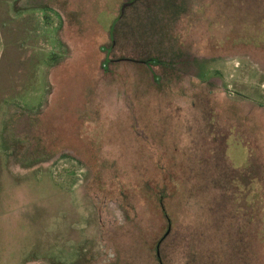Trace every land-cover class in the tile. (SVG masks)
Segmentation results:
<instances>
[{"label": "rangeland", "instance_id": "rangeland-1", "mask_svg": "<svg viewBox=\"0 0 264 264\" xmlns=\"http://www.w3.org/2000/svg\"><path fill=\"white\" fill-rule=\"evenodd\" d=\"M0 264H264V0H0Z\"/></svg>", "mask_w": 264, "mask_h": 264}, {"label": "water", "instance_id": "water-1", "mask_svg": "<svg viewBox=\"0 0 264 264\" xmlns=\"http://www.w3.org/2000/svg\"><path fill=\"white\" fill-rule=\"evenodd\" d=\"M131 3H132V1L122 4V6H121V12H120L119 17L122 15V10H123V8H124L126 5H129V4H131ZM115 22H116V20H114V22L112 23V25H111V27H110V36H111V38H112V36H113V26H114ZM113 44H114V42L112 41V44H111L110 48L107 50V54H106V57H105V61H108V55H109V52H110L111 47L113 46ZM156 255H157V259H158V261H159V263H160V257H159V242H158L157 245H156Z\"/></svg>", "mask_w": 264, "mask_h": 264}, {"label": "trees", "instance_id": "trees-1", "mask_svg": "<svg viewBox=\"0 0 264 264\" xmlns=\"http://www.w3.org/2000/svg\"><path fill=\"white\" fill-rule=\"evenodd\" d=\"M107 63V61H103V65H105ZM145 63L147 64V65H153V64H155L156 63V61L154 60V59H152V58H147L146 60H145ZM251 157V156H250ZM250 161H251V163L253 164V162L254 161H252L251 159H250ZM255 176V175H254ZM251 179V178H250Z\"/></svg>", "mask_w": 264, "mask_h": 264}]
</instances>
